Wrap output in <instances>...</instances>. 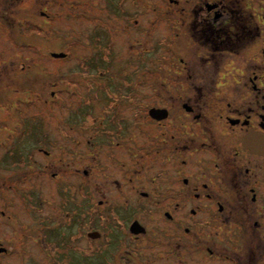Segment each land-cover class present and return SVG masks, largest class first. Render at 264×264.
<instances>
[{
	"label": "flooded vegetation",
	"instance_id": "1",
	"mask_svg": "<svg viewBox=\"0 0 264 264\" xmlns=\"http://www.w3.org/2000/svg\"><path fill=\"white\" fill-rule=\"evenodd\" d=\"M57 1L66 0H32L35 14L54 18L49 8ZM20 2L0 0V17ZM73 2L82 18L97 20L81 46L89 55L77 77L114 82L119 75L113 23L147 38L135 54L147 81L154 74L187 87L168 94L162 83L164 94L79 97L80 153L69 147L73 124L64 145L53 140L44 153L54 184L31 193L0 184V264H213L216 257L263 264L264 0L163 1L157 13L168 26L154 66L151 28L141 29L138 11L128 9L151 18V0ZM252 142L259 151H251ZM57 146L64 152L58 162Z\"/></svg>",
	"mask_w": 264,
	"mask_h": 264
},
{
	"label": "rangeland",
	"instance_id": "2",
	"mask_svg": "<svg viewBox=\"0 0 264 264\" xmlns=\"http://www.w3.org/2000/svg\"><path fill=\"white\" fill-rule=\"evenodd\" d=\"M66 1H57L50 6L49 10L54 16L52 19L38 18L32 0H22L10 9L9 17H0V162L3 160L0 164V184L23 188L29 193L35 187L47 188L54 184L48 177L50 159L44 153L51 151L50 143L53 140L59 146L64 145V135L72 124L74 141L68 144L73 153H80L78 141L81 138L79 123L82 116L78 101L83 94L108 92L139 94L140 97L143 94H164L162 83H166L168 94H175L187 87L186 83H174L172 78H167V81L161 79L160 82L154 74L147 81L143 73L144 64L135 55L144 48L147 38H144L141 30L130 28L133 34L122 33L118 28L120 26L113 23L109 25V39L118 44L119 58L115 63L118 62L119 75L114 76V82L77 77L85 69L82 64L89 55V50L81 46L88 44L87 37L96 27L97 20L82 18L78 13L81 9L73 7L76 6L74 0ZM163 1L151 0L152 15L148 19L144 18L138 7L128 8L138 11L136 15L141 29L144 30V26L151 28L148 30L150 38L147 48L152 49V66L160 58L161 39L166 37L161 28L168 26L165 20L158 18L157 12L166 7ZM60 3L70 9L61 8ZM93 4L96 11V4ZM130 48L134 54L129 53ZM54 53L66 54V57L54 58L51 55ZM129 55H135V62L124 67ZM122 67L129 74L133 73L130 80H125L129 77L127 73H121ZM125 109L126 112L130 110L128 107ZM59 146L54 149L57 162L64 153ZM12 193L8 195L13 202L11 208L18 210L20 201ZM6 229L7 236L15 239L13 222H7ZM221 245L216 244L219 252L226 244ZM233 247L235 254L243 255L239 243H234ZM199 255L202 259L201 253ZM9 262H15V258L8 259ZM229 263L216 257L213 264ZM200 264H203L202 261Z\"/></svg>",
	"mask_w": 264,
	"mask_h": 264
},
{
	"label": "water",
	"instance_id": "3",
	"mask_svg": "<svg viewBox=\"0 0 264 264\" xmlns=\"http://www.w3.org/2000/svg\"><path fill=\"white\" fill-rule=\"evenodd\" d=\"M52 57H54V58H64L65 54H63V53L55 54L54 53V54H52ZM249 148L251 149V151L256 152V151H259L260 146L257 145L256 143L252 142V144L249 146Z\"/></svg>",
	"mask_w": 264,
	"mask_h": 264
}]
</instances>
